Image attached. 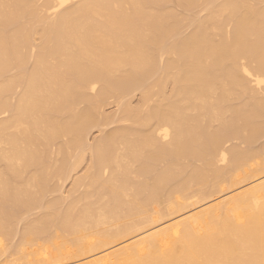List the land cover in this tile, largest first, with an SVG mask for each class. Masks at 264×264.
I'll use <instances>...</instances> for the list:
<instances>
[{
  "label": "bare ground",
  "instance_id": "6f19581e",
  "mask_svg": "<svg viewBox=\"0 0 264 264\" xmlns=\"http://www.w3.org/2000/svg\"><path fill=\"white\" fill-rule=\"evenodd\" d=\"M105 122L128 125L88 143ZM218 195L80 264H264V0H0V264H72Z\"/></svg>",
  "mask_w": 264,
  "mask_h": 264
},
{
  "label": "rangeland",
  "instance_id": "374dc122",
  "mask_svg": "<svg viewBox=\"0 0 264 264\" xmlns=\"http://www.w3.org/2000/svg\"><path fill=\"white\" fill-rule=\"evenodd\" d=\"M200 14H202V13H200ZM189 29V28H188ZM191 29V28H190ZM169 87V86H168ZM168 89H170V87L168 88ZM140 92V93H139ZM137 93V94H136ZM141 94H142V92L141 91H139L138 90V92H133V94H132V96L131 97H125V96H123L124 98H120V101L122 102H126L127 100H129V101H127V102H130L131 101V103H132V105H137V104H139V102L141 101ZM135 95V96H134ZM133 97H134V99H133ZM121 99H123V100H121ZM140 99V100H139ZM118 100V101H117ZM114 101V102H113ZM108 102H109V106L107 105L105 108H107V109H105L104 108V110L102 109V112L103 113H105L106 114V111H107V114H114V113H116L117 111H119V108L121 107V104H117V103H120L119 102V99H116V98H110L109 100H108ZM114 103V104H113ZM81 106H83V104H81ZM118 108V109H117ZM117 109V110H116ZM110 112V113H109ZM114 112V113H113ZM106 124H104V125H102V124H99L98 126H95V127H92L90 130L88 129V132H86L87 133V138H88V143H91V142H93L94 140H96V138H100L101 136L100 135H104L105 134V132L107 133V132H109V131H111V129L113 130L114 128H116V127H118V125L119 124H121V125H128V122H122V123H119V122H105ZM130 123V122H129ZM149 124H153L152 122H150ZM147 125V127H149L150 125ZM113 127V128H112ZM96 128V129H95ZM101 130H100V129ZM99 130V131H98ZM101 131V132H100ZM102 133V134H101ZM86 135V134H85ZM86 137V136H85ZM76 151V150H75ZM79 150H77V154L75 153V152H73L72 154L73 155H69V157H71V158H69V159H71V161L72 162H74V158L80 153V152H78ZM85 151V150H84ZM86 153L84 154V155H82V159H83V161L82 162H80V165L76 168V170H74L70 175H69V177H68V179L70 178V179H72V180H68L67 179V177L66 178H63V180L61 181V180H58V179H56L55 177H53V180L51 181V180H49V181H51V184L52 185H54L55 186V188L56 189H54V187L52 188V189H49L50 191H46L47 193L45 194L46 196H44V202H46V201H48L49 199L50 200H54V199H52V198H57V196L59 197L60 196V198L62 197L61 195L63 194V196L64 195H68V194H70V192H71V190L70 189H72V187H73V182H74V179H75V177L77 176V175H80V174H82L84 171H85V169L87 168L86 166H89V163L91 162V153L90 152H87V151H85ZM74 153L76 154V156L74 155ZM81 153H83V151H81ZM88 154V155H87ZM80 155L81 154H79L78 156H77V158L78 157H80ZM84 156V157H83ZM86 156V157H85ZM51 157H53L52 159H56L58 156L56 155V153H53V156L51 155ZM74 157V158H73ZM59 158V157H58ZM57 158V159H58ZM90 158V159H89ZM81 159V160H82ZM76 160H78V159H76ZM75 160V161H76ZM85 160V161H84ZM89 160V161H88ZM70 162V161H69ZM72 162H71V164H72ZM81 163L83 164V165H81ZM86 164V165H85ZM85 167V168H84ZM79 169V170H78ZM34 170V169H33ZM33 170H31V171H29V172H34ZM82 171V172H81ZM30 173H28V175H29ZM34 174V173H33ZM76 174V175H75ZM30 175H32V173L30 174ZM73 176V177H72ZM52 179V178H51ZM67 180V181H66ZM58 182V183H57ZM64 182H65V185H64ZM49 184V188H51L52 186L50 185V183H48ZM60 185V186H59ZM72 185V186H71ZM250 184H245L244 186H242L240 189H243V188H245V187H247V186H249ZM51 186V187H50ZM83 187V188H82ZM82 187H80V188H78L79 189V191L77 192V193H74V194H79V192H80V194H82L84 191V186H82ZM61 188V189H60ZM54 189V190H53ZM239 190V189H238ZM33 191H34V189H33ZM82 191V192H81ZM232 193H234V192H232ZM231 193V194H232ZM50 195V196H49ZM77 195H75V196H77ZM51 197V198H50ZM55 198V199H56ZM223 198V195H218V196H216L215 198H212V200L210 199L208 202H205V203H200V204H197V205H195V206H193V207H191V208H189V209H187V210H185L184 212H182V213H179V214H177V215H174V216H172V217H170V218H168V219H166V220H164L163 222H161V223H159V224H157V225H155L154 227H151V228H149V229H147V230H145V231H143V232H141V233H138V234H136V235H132V236H130V237H128V238H126V239H123V240H121V241H119L118 243H115L114 245H112V246H110V247H108V248H106V249H103V250H100V251H96V252H94V253H90V254H88V255H86V256H83V257H81V258H78V259H76L75 260V262L74 263H72V264H80V263H84V262H87V261H91V260H93V259H95V258H97L98 256H100V255H102V254H105L106 252H109V251H112V250H115V249H117V248H121V247H124L125 245H127V244H129L130 242H132L133 240H135L136 238H138V237H140L141 235H143V234H145L146 232H148V231H150L151 229H154V228H160V227H162V226H164V225H167V224H169V223H171V222H173V221H175V220H177L178 218H180V217H182V216H184V215H187L188 213H192V212H194V211H198V210H201V209H203V208H205V207H207V206H209V205H212V204H214V203H216V202H218L219 200H221ZM46 200V201H45ZM70 200V199H69ZM69 200H66V204L68 203V201ZM65 201V200H64ZM64 201H61L62 203H64ZM40 203L39 205H43V204H45V203ZM60 204V205H64L63 207H65V203L64 204ZM37 205H35L34 207L35 208H30V209H32L31 211H30V209L26 212V216H28V215H30V216H33V215H36V216H38V214H40L39 212H41V208L39 207H36ZM59 206V205H58ZM58 206L56 207L57 209H58ZM62 207V208H63ZM61 208V209H62ZM59 209H60V207H59ZM30 211V212H29ZM43 211V210H42ZM22 212V211H21ZM20 212V213H21ZM42 213V212H41ZM22 214H24V211H23V213H21V215ZM22 227H23V221L22 222H20V224H19V226L17 227V231L12 235V237H10V238H8L9 239V241H10V239H11V242L14 244V243H17L18 242V240H19V238H20V230L22 229ZM53 230H55V229H53ZM15 241V242H14ZM35 249H39V251L40 252H43V250H42V247L41 246H35ZM8 254V253H7ZM9 255H5V257H4V255H2V256H0L1 258H3V259H7V258H9L8 257ZM0 258V259H1ZM1 261H3V260H1Z\"/></svg>",
  "mask_w": 264,
  "mask_h": 264
}]
</instances>
